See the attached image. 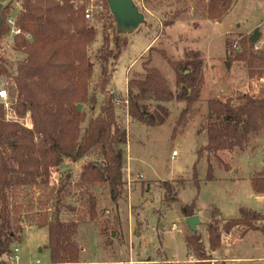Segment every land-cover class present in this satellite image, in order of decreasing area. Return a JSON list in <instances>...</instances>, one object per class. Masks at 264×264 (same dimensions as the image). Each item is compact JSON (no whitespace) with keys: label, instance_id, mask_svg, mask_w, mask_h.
<instances>
[{"label":"rangeland","instance_id":"1","mask_svg":"<svg viewBox=\"0 0 264 264\" xmlns=\"http://www.w3.org/2000/svg\"><path fill=\"white\" fill-rule=\"evenodd\" d=\"M21 1L3 0L4 10L7 6L16 10ZM134 1L145 15L147 25L131 35L116 32L126 41L127 48L122 52L109 86L110 91L122 100L121 104L115 105L116 115L128 132V144L123 147L126 185L121 199L117 205L113 203L108 185L88 187L81 183L85 168L103 164L98 150H90L77 162L65 158L58 168L51 170L50 185L38 184L22 189L21 199L25 206L22 241L14 243L12 256L2 260L7 264H50L47 227L58 214L62 223L79 225L76 238L82 250L79 264H195V258L191 263L185 238L196 234L202 239L206 253L211 255L210 225L217 226L222 234L220 248L215 252H218V258L227 260H213L216 264H236L229 261L233 256L254 258L250 264H264V233L254 231L256 233L239 242L245 228H235L229 234L222 229L225 222L239 219L242 209L264 217V196L255 194L252 187L253 179L264 178V132L253 137L245 150L220 153L224 165L212 160L215 168L212 181L207 180L206 157H198V152L207 143L203 129L209 102L232 100L234 105H239L246 95L264 92V62L250 61L249 44H243L249 42L253 33L245 31L264 21V0L250 5L251 8L238 1L220 21L208 18V0ZM75 4L103 6L101 0H78ZM173 20L174 24L166 27ZM85 21L97 31L95 42L88 48L94 69L90 95L96 94L101 103L102 97L96 86L103 68L111 69V63L105 64L100 56L106 37L113 36L112 29L106 33L105 28L114 20L105 8L102 15L95 14L94 19ZM4 44L5 40H0L1 66L15 68L27 58L17 50L3 51ZM244 46L248 50V61H237L235 58L243 53ZM191 52L197 56L192 57ZM254 54L261 59L264 55L262 37L254 47ZM188 59L201 62V65L192 87L198 91V97L193 101L187 119L178 125L182 111L187 108L186 102L174 99L159 103L150 94L139 99L140 105L148 112L162 116L163 112L158 108H165L168 112L165 123L150 127L133 119L128 102L130 75H142L146 69H155L176 96L184 86L191 90L190 85L180 80L183 69L179 64ZM3 60L8 63H2ZM191 94L195 99L193 91ZM134 95L138 96L139 91L134 90ZM100 103L94 113L90 111L91 104L81 105L86 114L83 131L88 121L98 114ZM27 114L19 115L26 118ZM174 151L178 152V157L173 158ZM61 183L66 189L58 208L56 191ZM165 183L171 188L168 192L163 188ZM147 188L153 191L148 196L144 195ZM89 193L97 199L94 221L89 213ZM193 203L198 210L195 209L194 215L201 217L196 233L188 228L182 213L183 207ZM45 217L48 223L43 225ZM173 224L180 225V230L172 231ZM256 225L264 229V220Z\"/></svg>","mask_w":264,"mask_h":264},{"label":"trees","instance_id":"2","mask_svg":"<svg viewBox=\"0 0 264 264\" xmlns=\"http://www.w3.org/2000/svg\"><path fill=\"white\" fill-rule=\"evenodd\" d=\"M76 1L78 0H22L21 3L18 23L25 34L33 37V41L30 42L25 37L16 41V50L27 55L24 61L17 63L16 109L19 114L30 113L33 130H27L16 123H8L0 106V264H7L2 260L3 257H11L12 245L22 241L20 236L25 208L21 199L22 189L38 184L50 185L51 170L58 168L65 158L77 162L90 150H98L103 164H91L85 168L81 183L88 187L108 185L115 205L121 199L126 185L123 147L128 144V132L117 120L116 94L110 91L109 86L127 43L117 35L115 22L105 28L106 33L112 29L113 36L106 37V45L101 50L100 57L105 64L111 63V69L107 66L103 68L96 86L102 97L100 103L96 94L90 95L94 69L88 52L89 46L96 40L97 31L85 21L86 5L75 6ZM101 2L114 20L107 1ZM236 2L237 0H208V18L213 21L224 19ZM9 11L10 7L7 6L2 13L0 40L8 31L5 22ZM173 24L174 20L168 22L166 27ZM243 44H249L250 61L264 62V55L261 59L254 54L255 45L248 41ZM190 55L197 56L192 52ZM249 55L245 47L243 53L235 59L246 62ZM2 63L8 62L3 60ZM200 65L201 62L194 63L189 59L180 62L179 66L183 69L180 80L190 85L191 90L184 86L176 96L155 69H146L142 75H130V116L150 127L165 123L168 116L165 108H158L163 112L162 116L157 112L150 113L140 105L139 99L150 94L159 103H168L174 99L186 102L187 108L182 111L178 120V125L182 124L190 114L193 101L198 97V91L192 87ZM190 68H193L192 72ZM187 71L190 73L186 74ZM0 73H8L1 64ZM134 90L139 91L138 96L134 95ZM192 91L195 99L192 98ZM99 103L101 105L98 114L88 121L83 131L86 114L78 106L91 104L90 111L94 113ZM203 130L206 132L207 143L198 152V157H206L207 180L212 181L215 171L212 160L224 165L219 157L220 153L235 149L245 150L253 137L264 132V92L259 95H246L239 105H234L232 100L209 102V114ZM194 173L196 178V166ZM252 187L255 194L264 196V178L253 179ZM163 188L167 192L171 190L167 183ZM65 189L66 186L61 183L56 191L58 208L63 201ZM87 196L90 218L94 221L97 218V199L90 193ZM195 209L196 204L193 203L183 207L182 213L188 218L194 215ZM43 220V225H46L48 218ZM263 220L264 217L259 213L242 209L241 217L225 222L222 229L229 234L233 229L243 227V237L250 231L264 233V229L256 225ZM47 230L50 264H79L82 252L76 240L79 225L64 224L56 214ZM221 237L220 229L210 225L209 246L212 252L220 248ZM185 243L189 250L188 255L196 259L195 264H212L214 258L206 253L199 236L193 234L186 237Z\"/></svg>","mask_w":264,"mask_h":264},{"label":"built area","instance_id":"3","mask_svg":"<svg viewBox=\"0 0 264 264\" xmlns=\"http://www.w3.org/2000/svg\"><path fill=\"white\" fill-rule=\"evenodd\" d=\"M91 1L95 2L96 0H91ZM21 3L22 1L20 2L16 10H10L6 14L5 25L8 31L7 34L1 39V41L5 40L3 51L16 50V41L20 37H25V39L30 42L33 41V37L30 34H25L18 23V18L21 12ZM103 6L96 7L94 5H89L88 7H86L84 11L85 19L87 20L94 19L95 14L102 15V13L105 11V8ZM4 68H6L8 73H0V106L3 108L5 112V120L8 123H16L26 129L31 130L33 129V121L31 119L30 114H27L26 118H23L19 115L16 109L17 102H16V94H15V81H16V77L18 76L17 67L7 68L5 66ZM121 102L122 100L116 96L115 105L121 104ZM172 156L173 158L177 157L178 152L174 151ZM173 229H180V226L174 224ZM212 264H216V263L212 261Z\"/></svg>","mask_w":264,"mask_h":264},{"label":"water","instance_id":"4","mask_svg":"<svg viewBox=\"0 0 264 264\" xmlns=\"http://www.w3.org/2000/svg\"><path fill=\"white\" fill-rule=\"evenodd\" d=\"M109 10L113 15L116 24L117 33L119 35H131L138 32L142 26L147 25L145 15L141 12L134 0H106ZM4 10L3 3H0V30L2 27V13ZM261 39L260 29L257 28L250 36L249 42L252 45H257ZM78 109L81 110L82 106L79 105ZM188 228L196 233L198 226L201 224L199 215H193L186 218Z\"/></svg>","mask_w":264,"mask_h":264},{"label":"crops","instance_id":"5","mask_svg":"<svg viewBox=\"0 0 264 264\" xmlns=\"http://www.w3.org/2000/svg\"><path fill=\"white\" fill-rule=\"evenodd\" d=\"M238 1H240V3L242 4V3H244L245 2V4L246 5H248L247 7L248 8H251L250 7V5H257V3L258 2H261L262 0H237V3H238ZM259 22V21H258ZM237 26H239V25H237ZM257 28H259L260 29V32H261V37H262V43L264 42V21H261V23H255V25H253V28L252 29H250V30H248V31H245V33H247V34H250L251 32H253L254 33V31L257 29ZM252 33V34H253ZM128 84V83H127ZM178 157V156H177ZM179 168V167H178ZM180 169V168H179ZM143 190V189H142ZM153 191H151V190H149V188H147V190H146V193L144 194V195H146V196H148V195H150L151 193H152ZM260 196H262V195H260ZM142 197H143V194H142ZM144 198V197H143ZM197 210V209H196ZM198 211V210H197ZM200 217V216H199ZM185 218V217H184ZM200 219H201V217H200ZM175 225H177V224H175ZM173 226H174V224H173ZM180 226V225H179ZM180 229H173V227H172V231H174V232H176V231H179ZM251 233H256V232H254V231H251V232H249L245 237H243V238H241L240 240H239V242H242V241H244L246 238H248V236L251 234ZM212 256H213V260H216L217 262H220V261H227V260H222V259H220V258H218L219 257V255H218V252H213L212 254H211ZM194 257L193 256H190V260L191 259H193ZM231 259L229 260V261H231V262H233V263H236V264H250V262L252 261L253 262V260H255L254 258H239V257H230ZM191 263H193V260H191Z\"/></svg>","mask_w":264,"mask_h":264}]
</instances>
